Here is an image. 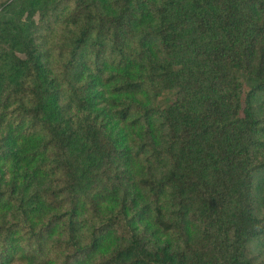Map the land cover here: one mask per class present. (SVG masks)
<instances>
[{"label": "trees", "instance_id": "16d2710c", "mask_svg": "<svg viewBox=\"0 0 264 264\" xmlns=\"http://www.w3.org/2000/svg\"><path fill=\"white\" fill-rule=\"evenodd\" d=\"M264 0H0V264H264Z\"/></svg>", "mask_w": 264, "mask_h": 264}, {"label": "rangeland", "instance_id": "374dc122", "mask_svg": "<svg viewBox=\"0 0 264 264\" xmlns=\"http://www.w3.org/2000/svg\"><path fill=\"white\" fill-rule=\"evenodd\" d=\"M257 252H260L261 254L264 255V245H261L257 248Z\"/></svg>", "mask_w": 264, "mask_h": 264}]
</instances>
